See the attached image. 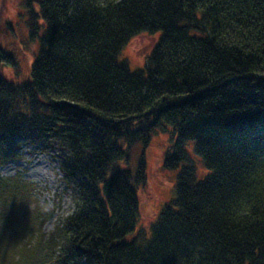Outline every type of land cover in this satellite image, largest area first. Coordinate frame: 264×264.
<instances>
[{"label":"trees","instance_id":"trees-1","mask_svg":"<svg viewBox=\"0 0 264 264\" xmlns=\"http://www.w3.org/2000/svg\"><path fill=\"white\" fill-rule=\"evenodd\" d=\"M38 4L27 12L39 39L30 81L0 76V165L19 141L56 152L76 210L0 264H264V0ZM142 33L160 36L132 72L119 54ZM0 63L15 66L1 51ZM170 128L163 168L178 170L174 199L145 234L144 155ZM13 203L0 182V212ZM51 215L42 210L39 227Z\"/></svg>","mask_w":264,"mask_h":264},{"label":"rangeland","instance_id":"rangeland-1","mask_svg":"<svg viewBox=\"0 0 264 264\" xmlns=\"http://www.w3.org/2000/svg\"><path fill=\"white\" fill-rule=\"evenodd\" d=\"M29 10L38 14V0H0V51L15 63L14 67L0 63V76L14 85L30 81L31 66L38 54L39 39L31 40L26 26ZM38 25L40 38L45 27L43 21ZM159 36V33L135 36L120 52L119 61L125 62L132 72L143 70ZM172 132L170 128L165 134L153 136L145 151L146 183L137 189L141 216L137 230L145 234H148L162 207L174 199L178 170L163 168L164 158L172 146ZM259 149L258 157L264 161V143ZM184 151L192 162L196 179L203 180L209 172L195 154L193 142H186ZM139 154L140 149L135 147L132 167ZM58 164L56 152H43L38 146L19 141L17 151L7 156L5 165H0L1 185L5 195L14 200L11 207L0 212V255L12 254L13 246L17 251L27 244L37 243L41 234L48 238L58 219L75 212L77 196L73 186L63 180ZM116 167L123 168L124 165L117 163ZM42 210H50L52 215L39 227Z\"/></svg>","mask_w":264,"mask_h":264},{"label":"bare ground","instance_id":"bare-ground-1","mask_svg":"<svg viewBox=\"0 0 264 264\" xmlns=\"http://www.w3.org/2000/svg\"><path fill=\"white\" fill-rule=\"evenodd\" d=\"M51 177L53 178L54 176L52 175Z\"/></svg>","mask_w":264,"mask_h":264}]
</instances>
